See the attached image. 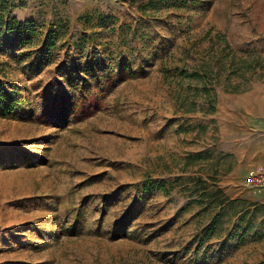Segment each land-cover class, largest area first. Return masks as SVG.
<instances>
[{"label":"rangeland","instance_id":"374dc122","mask_svg":"<svg viewBox=\"0 0 264 264\" xmlns=\"http://www.w3.org/2000/svg\"><path fill=\"white\" fill-rule=\"evenodd\" d=\"M102 1L101 14L9 1L36 32L19 46L1 35L0 63L44 112L0 117V264L263 261L264 188L242 177L264 163L251 129L264 116V0ZM197 178L236 201H194Z\"/></svg>","mask_w":264,"mask_h":264},{"label":"trees","instance_id":"16d2710c","mask_svg":"<svg viewBox=\"0 0 264 264\" xmlns=\"http://www.w3.org/2000/svg\"><path fill=\"white\" fill-rule=\"evenodd\" d=\"M9 1L11 0H0V38H1V35L3 34H11L15 38L14 46H19V45H22L23 43L29 42L32 39L33 35L36 32V27L32 20L24 19V20L18 21L14 16H11L10 9L12 7V4L9 3ZM20 6H22V4ZM1 43L2 42H0V51L2 52V50H5V48L3 47ZM48 46L49 45L47 41H44L42 43V48L45 47L47 49ZM24 54H25V51H18L13 54L11 53L12 55L11 57L12 58H16L19 56L21 57ZM34 62L36 63V61L30 58L27 61V69L31 73H33L32 66ZM6 66L7 64L5 62L0 63V117L11 118V119H26V120H31L34 118L39 119L41 113H43L44 111L37 112L34 109H30L27 103L24 100H21L19 98L20 88L18 87L17 84L7 79V75L5 71ZM246 66L249 70H252V72H254L255 67L249 64ZM235 70H237V68L234 69L233 71ZM125 71H126L125 68H120L116 71V75L121 76ZM187 77L196 79L197 81L201 80V77L197 71H193L191 74L187 75ZM91 79L93 80L96 86L100 84L98 81V77H91ZM106 80H108V78ZM87 81L88 79L86 80V82ZM202 90H203V94H205L204 96L209 98L210 96L209 92L205 89L204 86L202 87ZM237 90H238L237 85L231 86L232 92H235ZM90 95H91L90 97H92L90 106L94 108L93 104L97 100V96L93 92ZM179 99L180 97H178V100ZM182 100L184 102V98ZM85 101L87 104H89L88 99L86 98V94H83L81 96V104ZM183 102L179 103V106L182 107ZM194 103H195L194 100L190 101V107H192ZM214 103H215V100L213 98L210 99V101L207 102V105H206L207 107L203 112L212 113L214 111ZM192 109L193 108L186 109L185 111H189ZM200 159H201V152H197L195 154H187L186 157L184 158L185 165L190 164V163L192 164ZM207 180L211 181L213 185L215 184V181H216L212 175H208ZM196 183L199 184L200 187L198 190L196 189L193 190V192L197 193V199H193L194 201L199 200V203H201V201L207 200V202L210 201L219 207L222 206L223 202H226L227 206H229L236 201V200H231L229 198L223 197L221 194V191L217 189V187L215 186L212 187L213 189L211 191H209L207 189V184L205 183V181L200 180L199 178L196 179ZM157 186L162 188L163 185L161 181L157 182ZM218 216H219V213H214L211 219L212 222H214V220ZM256 264H264V260Z\"/></svg>","mask_w":264,"mask_h":264},{"label":"crops","instance_id":"0c3cea01","mask_svg":"<svg viewBox=\"0 0 264 264\" xmlns=\"http://www.w3.org/2000/svg\"><path fill=\"white\" fill-rule=\"evenodd\" d=\"M73 1H77L79 5H81L82 7H79L76 12V14H80L81 11L85 10V13L88 14H101L102 12H106V8L109 9L107 7H102L100 8V1L101 0H73ZM105 0H103L102 2H104ZM128 1V0H127ZM78 7V6H77ZM77 7L75 9H77ZM17 10V9H16ZM15 15L17 20H24L26 19L23 15V13L21 14V10H17L15 11ZM252 130L257 131V135L261 138L260 143H258L257 148H259L260 150L257 151V154L259 153V155L261 156V158L258 160L259 161H264V116L259 117V119L257 120L256 124L253 125V127L251 128ZM259 139V138H258ZM248 192L243 193V191H240V195H247Z\"/></svg>","mask_w":264,"mask_h":264},{"label":"built area","instance_id":"2783aa9c","mask_svg":"<svg viewBox=\"0 0 264 264\" xmlns=\"http://www.w3.org/2000/svg\"><path fill=\"white\" fill-rule=\"evenodd\" d=\"M242 185L248 189L264 188V163L249 167L242 177Z\"/></svg>","mask_w":264,"mask_h":264}]
</instances>
